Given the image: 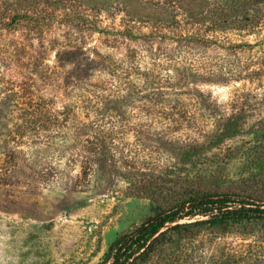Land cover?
<instances>
[{
	"label": "rangeland",
	"instance_id": "374dc122",
	"mask_svg": "<svg viewBox=\"0 0 264 264\" xmlns=\"http://www.w3.org/2000/svg\"><path fill=\"white\" fill-rule=\"evenodd\" d=\"M224 2L204 28L222 25L231 48L146 37L179 17L178 0L16 2L14 11L44 17L0 27V144L19 162L6 169L0 153V201L15 207L0 203V264H107L120 234L194 189L264 198V16L232 26L247 9ZM146 6L157 16L136 15ZM85 13L99 14L97 28ZM66 37L95 59L89 78L70 82L73 64L50 50ZM178 65L201 74L187 84ZM173 242L166 250L179 260L161 254L158 264H264V223Z\"/></svg>",
	"mask_w": 264,
	"mask_h": 264
},
{
	"label": "trees",
	"instance_id": "16d2710c",
	"mask_svg": "<svg viewBox=\"0 0 264 264\" xmlns=\"http://www.w3.org/2000/svg\"><path fill=\"white\" fill-rule=\"evenodd\" d=\"M17 1L19 0H0L1 28H16L20 22H25V20H28L29 22L30 18H36V20L40 21L44 17L43 14L40 13V11L39 13L33 12L31 14V17L30 10L14 11L13 6ZM64 1L73 3L74 0ZM135 1L136 0H128V2L133 3ZM178 1L183 4L179 5V17L176 16L175 21L168 22L166 24L164 21L169 20L170 15L168 14V17H165L166 19L164 18V21L158 23L160 29L157 31H152L148 35L144 34L146 35V37L156 35L160 37H175L179 41L188 39V41H192L193 44L201 43L204 46L213 44L221 47L226 46L228 48L236 46H223L222 40L225 39L222 38V36L224 35H220L223 30L222 25L217 23V26L210 31L204 28V23L207 20H215V14L225 8L224 3L226 2H224V0ZM194 1H197L196 3L199 4L198 8L192 5ZM232 2L242 9H247L246 14H244L242 17L236 16L234 20H232V26L241 28L246 25L245 22H248L251 19H254V21H256V18H261L262 16H264V0H232ZM163 3L164 2H157L156 5L161 6ZM165 7V4H163L161 8V12H163L164 14L165 11H167V8ZM253 9L254 12H251V10ZM126 10H128L129 16L134 15L131 9L128 8ZM135 13L136 15L139 14L142 17L147 18L150 16V14L157 16L154 13V9L148 6L145 7L144 11L135 10ZM34 14L35 16H33ZM1 15H3V18H1ZM8 15L10 16L7 17ZM83 18H85L84 21L86 20L89 25H92L94 28H97L100 23V20L98 19L99 14L97 13H85V15H83ZM159 19L162 20L161 18ZM224 31H226V29ZM125 34L134 39L143 36L141 35L142 33H133L131 30H129ZM50 50L56 52V59L61 63V66H66L70 63L73 64V67L66 73V75H68V78L73 77L70 79V82H73L74 79L89 78V72L92 75L90 69L94 68L95 65L93 61H95V59L88 60L90 57L88 56L87 48H85L84 45H79L75 42V40H70L69 38L67 39V37L65 40H59L55 38L50 42ZM113 62L115 63V60H113ZM116 65H118L117 68H122L125 74L128 73L127 67H125L124 63ZM115 67L113 65V70L119 71L116 70ZM186 67H188V65H186L184 69ZM189 68L190 69L186 73L185 71L182 72L184 69L181 70L179 65L175 69L178 75H183V77L186 79L187 84L191 83V79H193L195 75L201 74L200 72H197V66ZM68 84H70L69 81ZM195 89H197V87ZM11 92L18 93L19 90L14 88ZM94 93L98 95V92ZM155 93L158 96L161 92L159 89H157V92ZM162 93L165 94L164 92ZM18 96L20 97L18 99L23 98L21 94ZM81 96L83 95L81 94ZM11 100L12 101L9 103V106L16 107V103L18 102L17 98H12ZM19 104H17V106ZM20 108H22V106ZM5 109L6 108L0 107V120L6 114ZM2 128L3 125L0 121V140L2 138V135L4 134ZM0 153H2L5 157H8V159L2 161L3 163H7V161L10 162V168L6 169L13 170L19 165V162L17 160H12V157L10 158L11 155L7 156L9 154L5 149H3V142L0 146ZM15 153L16 152L12 150V154L15 155ZM0 171H2L1 168ZM0 203L1 206L7 210H12L13 208H15L8 203H4L3 201H0ZM181 219H184V221H179ZM251 223H264L263 197H259L258 195L252 193L234 196L228 192L211 191L207 189H194L191 193L184 194L183 197L176 200L174 203L169 204L168 206L161 208L155 214L148 216L133 229L120 234L109 249L107 255V264H143L146 261H148L149 264H158V260L161 259L158 256H161V254L164 255V257L162 258L167 262L170 260L169 258L179 260L180 257H178L177 253L173 251L175 249L174 246L172 247L170 245V249L166 250L167 244L174 243L173 241H175V236H179L181 237V239L183 238L185 240L189 238V236L194 235L195 230L213 227L229 228L235 225ZM183 245L185 248L179 247V249L184 251L185 249H187V247L185 246V244ZM187 253L188 251L185 253V255ZM186 258L187 257L182 260H185ZM242 258L245 259L244 257ZM169 264L177 263L172 261L169 262ZM178 264L184 263L178 262Z\"/></svg>",
	"mask_w": 264,
	"mask_h": 264
}]
</instances>
